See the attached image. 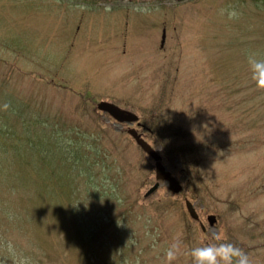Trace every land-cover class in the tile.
I'll use <instances>...</instances> for the list:
<instances>
[{
	"label": "rangeland",
	"instance_id": "1",
	"mask_svg": "<svg viewBox=\"0 0 264 264\" xmlns=\"http://www.w3.org/2000/svg\"><path fill=\"white\" fill-rule=\"evenodd\" d=\"M257 1L0 0V104L13 107L0 116L12 125L18 114L20 123L54 124L31 136L15 125L31 156L0 153V264H164L176 237L181 255L173 264H192L191 249L209 242L208 214L227 242L264 264V92L255 90L246 60L264 58ZM229 9L240 18L221 14ZM63 81L75 92L59 89ZM101 99L138 115L146 124L139 131L154 129L144 135L168 152L163 163L180 179L179 193L162 187L144 198L153 161L127 126L114 128L95 110ZM62 114L71 117L52 120ZM62 158L77 188L64 199L89 214L81 222L47 209H67L42 185L72 188ZM40 194L45 201H35ZM185 198L206 232L189 218Z\"/></svg>",
	"mask_w": 264,
	"mask_h": 264
},
{
	"label": "clouds",
	"instance_id": "2",
	"mask_svg": "<svg viewBox=\"0 0 264 264\" xmlns=\"http://www.w3.org/2000/svg\"><path fill=\"white\" fill-rule=\"evenodd\" d=\"M225 12L229 20H238L241 15L235 9L221 10L222 15ZM246 60L255 90L264 92V58H260L256 53H249ZM7 107L8 105H5V109ZM205 239L209 242L191 249L192 264H252L248 253L227 242L222 231L213 228ZM180 255L181 244L179 237H176L165 252L164 264H173Z\"/></svg>",
	"mask_w": 264,
	"mask_h": 264
},
{
	"label": "water",
	"instance_id": "3",
	"mask_svg": "<svg viewBox=\"0 0 264 264\" xmlns=\"http://www.w3.org/2000/svg\"><path fill=\"white\" fill-rule=\"evenodd\" d=\"M98 107L104 111L109 112L113 117H115L118 120H132V119H136L135 116H133L132 114L122 111L119 108H117L116 106L107 103V102H100L98 104ZM136 139L137 143L148 153L150 154L155 160H156V178L158 179H164L168 181L169 187L171 190L173 191H178L179 190V185L177 183V181L175 180V178H171L169 175V172L165 169L164 166L161 165V163L159 162V155H157V153L152 150L149 145L147 143H145L139 136H137L135 134V132L133 130L129 131ZM157 187V184L154 185L149 192H151L152 190H154ZM187 208L189 213L193 216L196 217V213L192 207V205L189 202H186ZM209 219H213L212 217H210Z\"/></svg>",
	"mask_w": 264,
	"mask_h": 264
},
{
	"label": "trees",
	"instance_id": "4",
	"mask_svg": "<svg viewBox=\"0 0 264 264\" xmlns=\"http://www.w3.org/2000/svg\"><path fill=\"white\" fill-rule=\"evenodd\" d=\"M260 3L264 4L263 0H259ZM16 153L21 156V153L18 151V148L15 149Z\"/></svg>",
	"mask_w": 264,
	"mask_h": 264
}]
</instances>
